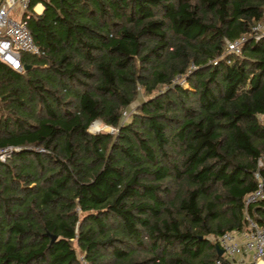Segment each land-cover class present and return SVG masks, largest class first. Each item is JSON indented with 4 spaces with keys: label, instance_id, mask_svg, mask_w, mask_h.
I'll return each instance as SVG.
<instances>
[{
    "label": "trees",
    "instance_id": "16d2710c",
    "mask_svg": "<svg viewBox=\"0 0 264 264\" xmlns=\"http://www.w3.org/2000/svg\"><path fill=\"white\" fill-rule=\"evenodd\" d=\"M36 3L39 52L0 62V264H228L264 226V0Z\"/></svg>",
    "mask_w": 264,
    "mask_h": 264
},
{
    "label": "built area",
    "instance_id": "2783aa9c",
    "mask_svg": "<svg viewBox=\"0 0 264 264\" xmlns=\"http://www.w3.org/2000/svg\"><path fill=\"white\" fill-rule=\"evenodd\" d=\"M30 0H0V62L11 69L21 72L23 65L20 61L22 53L37 54V46L26 27V19L31 12H35L34 6L29 8ZM254 37L262 36L263 27L257 23L252 28ZM245 36H241L228 44V52L236 55L241 54ZM259 122L264 125V114L258 115ZM41 150V149H38ZM9 146L0 148V160L3 161L10 153ZM263 159L258 161V167L263 165ZM254 177L258 181L257 188L248 193L244 198L245 207L258 202L264 198V182L259 170L254 172ZM247 228L240 231H227L217 238V245L223 250V254L230 258L239 253H248V264H264V226L259 225L255 220L246 217ZM243 238L239 243L236 235ZM77 260L80 264H87L83 255H79ZM219 260L216 264H220Z\"/></svg>",
    "mask_w": 264,
    "mask_h": 264
},
{
    "label": "rangeland",
    "instance_id": "374dc122",
    "mask_svg": "<svg viewBox=\"0 0 264 264\" xmlns=\"http://www.w3.org/2000/svg\"><path fill=\"white\" fill-rule=\"evenodd\" d=\"M261 25L263 27V32H264V18H263V21L261 22ZM174 84H178V85H181L183 87H187L188 86L187 83H186V77L185 76H175L173 78V80H172V84L171 85H174ZM165 88L166 87H163L162 90L165 89ZM141 100H142V96H141V92H140L138 99L135 100V101L139 102ZM135 101L131 104L130 109L133 108V105L135 104ZM129 111H131V110H129ZM129 111H125L123 115L127 116ZM124 119L125 118L123 117L122 120H124ZM87 131L90 132V133H98V132H110V133H113L114 129L109 127V126H106V125L102 124L98 120H94L88 125ZM79 255H81V254L78 253L77 257Z\"/></svg>",
    "mask_w": 264,
    "mask_h": 264
},
{
    "label": "crops",
    "instance_id": "0c3cea01",
    "mask_svg": "<svg viewBox=\"0 0 264 264\" xmlns=\"http://www.w3.org/2000/svg\"><path fill=\"white\" fill-rule=\"evenodd\" d=\"M42 8H43V6L41 5V3H36L34 5V9H35L36 14L40 13ZM236 239L239 243L243 242V238L239 234L236 235ZM224 257H226V256L224 255ZM226 259L228 261V264H248L249 254L248 253H239V254H236L230 258L226 257Z\"/></svg>",
    "mask_w": 264,
    "mask_h": 264
},
{
    "label": "water",
    "instance_id": "95a60500",
    "mask_svg": "<svg viewBox=\"0 0 264 264\" xmlns=\"http://www.w3.org/2000/svg\"><path fill=\"white\" fill-rule=\"evenodd\" d=\"M28 68H29V65H23L24 70H26ZM108 133H110V132H108ZM49 237H50V242L54 241V239H55L54 235H49ZM215 248H216V252L218 255H223V250L217 244L215 245Z\"/></svg>",
    "mask_w": 264,
    "mask_h": 264
}]
</instances>
